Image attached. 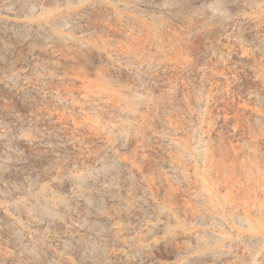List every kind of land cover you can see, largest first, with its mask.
Masks as SVG:
<instances>
[{
	"label": "rangeland",
	"instance_id": "rangeland-1",
	"mask_svg": "<svg viewBox=\"0 0 264 264\" xmlns=\"http://www.w3.org/2000/svg\"><path fill=\"white\" fill-rule=\"evenodd\" d=\"M0 264H264V0H0Z\"/></svg>",
	"mask_w": 264,
	"mask_h": 264
}]
</instances>
